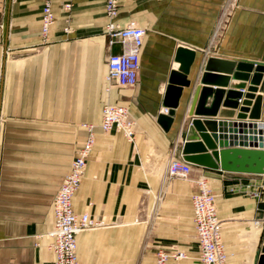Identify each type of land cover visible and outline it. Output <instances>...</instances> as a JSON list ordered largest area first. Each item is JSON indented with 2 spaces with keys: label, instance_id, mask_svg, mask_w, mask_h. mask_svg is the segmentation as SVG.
I'll return each instance as SVG.
<instances>
[{
  "label": "crops",
  "instance_id": "crops-1",
  "mask_svg": "<svg viewBox=\"0 0 264 264\" xmlns=\"http://www.w3.org/2000/svg\"><path fill=\"white\" fill-rule=\"evenodd\" d=\"M66 1L53 0L55 23L44 42V0H0V264H54L48 236L54 197L88 124L95 142L73 208L103 224L77 235L80 264H155L159 249L187 253L169 264H202L191 198L192 179L201 170L216 195L228 264H257L264 192L261 198L245 194L253 184L233 177L256 173L195 165L190 179H169L166 170L172 156L183 157L181 132L191 118L195 86L229 89L201 84L207 57L264 63V0H121L118 25L134 21L146 35L137 84L110 90L107 60L121 46L109 44L105 0H71L68 12ZM179 46L196 55L187 75L191 83L164 131L157 116L166 111L162 100L170 72L179 67ZM254 71L255 65L250 76ZM258 87L254 121L264 129V71ZM107 102L129 107L137 125L134 141L99 127ZM238 111L226 119L237 120Z\"/></svg>",
  "mask_w": 264,
  "mask_h": 264
},
{
  "label": "built area",
  "instance_id": "built-area-1",
  "mask_svg": "<svg viewBox=\"0 0 264 264\" xmlns=\"http://www.w3.org/2000/svg\"><path fill=\"white\" fill-rule=\"evenodd\" d=\"M121 0H105V12L109 21L106 32L109 44L118 43L121 51L111 53L107 60L108 71L106 80L111 87L132 88L139 79L140 55L144 45L146 29L134 21L119 26L117 17ZM72 3L68 4L71 8ZM51 6L45 5L42 22V32L45 35L51 26ZM99 127L104 132L121 131L129 141H134L137 125L127 105L117 102H107L102 109ZM95 142L94 125H87V136L77 150L69 171L63 177L56 191L53 210L54 224L48 232L49 248L55 255L54 264H80L77 254V235L87 229L103 224L93 219L89 213H77L73 208V197L78 190L86 171L87 160ZM195 165L182 156H172L166 170L169 179L180 177L190 179ZM196 190L192 193V219L195 227V237L199 247V258L202 264H228V256L223 240V222L220 218L215 194L212 191L208 175L202 170L192 179ZM264 187V184H259ZM250 195L261 198L262 192L252 191ZM176 259L185 258L186 254L176 251L172 255ZM169 255L166 250L159 249L156 264H165Z\"/></svg>",
  "mask_w": 264,
  "mask_h": 264
},
{
  "label": "water",
  "instance_id": "water-1",
  "mask_svg": "<svg viewBox=\"0 0 264 264\" xmlns=\"http://www.w3.org/2000/svg\"><path fill=\"white\" fill-rule=\"evenodd\" d=\"M195 55V50L188 47L176 49L174 59L179 67L170 72L162 100L166 111L157 116V123L164 131L170 129L183 89L191 83L187 75ZM254 65L255 71L250 76ZM263 71L262 62L207 57L201 84L216 82L229 89L195 86L187 111L191 118L181 132L182 154L186 161L221 171L264 174V129L254 121L259 118L262 97L256 92ZM230 75H233L232 81ZM210 96H213L211 105L206 106ZM221 104L223 108L220 109ZM236 108L239 110L237 120L226 119L235 115ZM217 114L225 119L211 118ZM257 264H264V236Z\"/></svg>",
  "mask_w": 264,
  "mask_h": 264
},
{
  "label": "rangeland",
  "instance_id": "rangeland-1",
  "mask_svg": "<svg viewBox=\"0 0 264 264\" xmlns=\"http://www.w3.org/2000/svg\"><path fill=\"white\" fill-rule=\"evenodd\" d=\"M71 3V0H67L65 3H64V9L66 10V12H68L70 10V8H68V4ZM45 5H50L51 6V11H52V16H51V26L48 30V32L43 35V32L41 30V36H42V40L44 42H47L48 41V38H49V34H50V31H51V27L52 25L55 23V18H56V15H55V12L53 10V0H44V4H43V7H42V16H41V29H42V22H43V16H44V7ZM87 127V125H84ZM80 148V146L78 147V149ZM77 149V150H78ZM66 175V174H65ZM64 175V176H65ZM233 177H238L239 179L241 178H244V180L246 181H249L251 182L253 185H250L248 186L246 189H245V194H248L250 195V192H254V191H260L262 192V195H263V192H264V187L260 188L259 187V184H264V175L263 174H247V175H234ZM211 183V181H210ZM233 190H235V188H233ZM216 196V195H215ZM215 200H216V197H215ZM260 208H263L264 207H260ZM221 218V217H220ZM222 219V218H221ZM223 222V220H222ZM176 251H182L183 253L186 254V257H187V253L183 250H180V249H176V250H172V251H168L166 250L167 254L169 255L168 259L166 260V263L165 264H169L170 261L174 260V261H181L182 259L184 258H180V259H176L174 257H172L171 255L176 252ZM157 252H155V264H156V257H157ZM227 256H228V253H227Z\"/></svg>",
  "mask_w": 264,
  "mask_h": 264
}]
</instances>
